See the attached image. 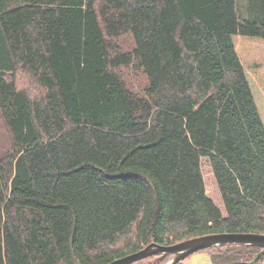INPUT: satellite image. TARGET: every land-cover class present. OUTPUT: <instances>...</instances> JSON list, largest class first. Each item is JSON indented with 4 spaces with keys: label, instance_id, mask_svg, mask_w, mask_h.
<instances>
[{
    "label": "trees",
    "instance_id": "obj_1",
    "mask_svg": "<svg viewBox=\"0 0 264 264\" xmlns=\"http://www.w3.org/2000/svg\"><path fill=\"white\" fill-rule=\"evenodd\" d=\"M15 1L0 8V264L264 234V0ZM205 250L246 264L262 248Z\"/></svg>",
    "mask_w": 264,
    "mask_h": 264
},
{
    "label": "water",
    "instance_id": "obj_2",
    "mask_svg": "<svg viewBox=\"0 0 264 264\" xmlns=\"http://www.w3.org/2000/svg\"><path fill=\"white\" fill-rule=\"evenodd\" d=\"M241 244L262 248L256 257L246 264H258L264 255V234L258 233H216L186 239L173 245L153 242L143 249L116 259L109 264H131L158 254H173L166 264H179L190 255L217 245Z\"/></svg>",
    "mask_w": 264,
    "mask_h": 264
},
{
    "label": "rangeland",
    "instance_id": "obj_3",
    "mask_svg": "<svg viewBox=\"0 0 264 264\" xmlns=\"http://www.w3.org/2000/svg\"><path fill=\"white\" fill-rule=\"evenodd\" d=\"M2 1L3 2H0V8H3L5 6L15 7L17 4L15 0ZM118 42L124 49L127 50L132 49L134 46V40L132 35L130 34L122 36L118 39ZM123 75L126 81L136 90L140 91L146 85V77L139 70H136L134 68H126L123 70ZM10 148L11 139L0 114V156L7 153ZM205 170H208L207 167L205 168ZM211 189L215 190L214 187H211ZM182 264H214V262L211 258L210 251L203 250L190 255L182 262Z\"/></svg>",
    "mask_w": 264,
    "mask_h": 264
}]
</instances>
